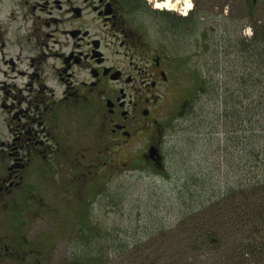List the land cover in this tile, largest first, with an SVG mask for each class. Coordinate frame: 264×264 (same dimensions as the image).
<instances>
[{
  "label": "flooded vegetation",
  "instance_id": "af4514ba",
  "mask_svg": "<svg viewBox=\"0 0 264 264\" xmlns=\"http://www.w3.org/2000/svg\"><path fill=\"white\" fill-rule=\"evenodd\" d=\"M166 1L0 0V264L90 262L92 218L123 207L108 190L125 152L146 141L163 168L147 158L163 162L159 119L189 115L204 86ZM243 1L239 34L260 3Z\"/></svg>",
  "mask_w": 264,
  "mask_h": 264
},
{
  "label": "rangeland",
  "instance_id": "374dc122",
  "mask_svg": "<svg viewBox=\"0 0 264 264\" xmlns=\"http://www.w3.org/2000/svg\"><path fill=\"white\" fill-rule=\"evenodd\" d=\"M150 1L143 0L144 5H150ZM179 1L181 3L175 5ZM190 2L191 10L187 14L184 13L187 0H173L171 7L176 6L175 10H164L163 13H170L173 17L181 19H188L193 14L194 23L188 26L186 36L182 38L188 55L186 65L188 70L196 68L194 70H198L209 85H204L203 90L198 91L189 115L179 117L175 108L174 114L171 112L168 117L163 116L159 119L162 130L161 170L149 167L143 160L146 141L132 147L129 153L125 152V168L120 176L111 179L112 185L108 190L109 194L112 190L113 193H120L123 207L122 209L114 207V212L109 208L107 216L92 218V222L100 225L104 233L102 238L95 242L96 247L92 246L91 260L85 262L86 264H135L137 261H144L146 264H167L160 256L162 252L156 254L151 251L165 249V243L168 242L166 240L173 236H176V245L189 253L187 264H203L204 260L213 254L210 248L206 249L189 240L193 216L196 214L188 211L185 206L183 187L188 185L192 192H196L200 196L197 199L200 203H206L207 198L219 195V190L227 193V178L217 177L213 170L215 163L221 162L220 157L223 154L220 152L214 155L215 136H212L214 140H208L213 132L212 127L201 129L199 127L202 121L212 124L214 131L217 129L220 132L219 139L223 137L221 135L223 125L216 128L215 112L219 107L215 104L216 93L210 85L212 77L214 82L217 79L222 80L223 77L217 78L212 70L216 66L215 62L219 63V60L223 72L230 69V65L225 61L227 56L224 51L229 48V41L234 42L237 38L249 39L254 27L264 23V0H260L257 5L254 17H246L248 25L240 34L236 28L244 21L243 0H190ZM190 76L192 75L189 73L188 77ZM228 84L233 91L232 82ZM223 87L218 95L224 100L229 95L225 93ZM177 97L182 98L181 95ZM257 102H260V99ZM219 106L223 109L224 104ZM239 156L244 154L239 153ZM130 158L136 159L134 166L131 165ZM239 165L236 158L234 163L236 174L232 183L241 176V173L237 176ZM185 172L189 176L199 177L204 183L202 189H206L205 194L200 190L197 192L194 184L187 182ZM100 252L104 259L97 257ZM65 257L60 255L57 264L65 262ZM75 261L76 264H82L81 262L84 264L83 258L81 261L78 259Z\"/></svg>",
  "mask_w": 264,
  "mask_h": 264
},
{
  "label": "trees",
  "instance_id": "16d2710c",
  "mask_svg": "<svg viewBox=\"0 0 264 264\" xmlns=\"http://www.w3.org/2000/svg\"><path fill=\"white\" fill-rule=\"evenodd\" d=\"M256 10L257 5H250V18L255 16ZM184 20L191 26L193 14ZM229 44L224 51L227 57H224L230 69L223 72L219 60V67L216 65L212 71L216 70L219 78H223L214 82L212 77L210 84L216 93L215 104L219 107L215 112L216 128L223 125V137L219 139L220 132L214 131L212 124L202 121L199 127H212L208 140L215 136L214 155L221 152L225 157V160L220 157L221 162L217 161L213 170L217 177L227 178L228 189L226 194L219 190V195L200 203L197 200L200 196L184 185L185 206L196 214L189 240L212 250L213 254L203 264H264V23L254 27L249 39L237 38ZM203 82L209 85L204 77ZM229 82H232L233 91ZM222 87L229 95L224 100L218 95ZM236 158L240 164L237 176L240 173L241 176L232 183ZM185 179L194 184L197 192L206 193L199 177L185 172ZM169 238L165 249L151 252H162L160 256L167 264H187L189 253L176 245V236ZM135 264L146 262L137 261Z\"/></svg>",
  "mask_w": 264,
  "mask_h": 264
},
{
  "label": "bare ground",
  "instance_id": "6f19581e",
  "mask_svg": "<svg viewBox=\"0 0 264 264\" xmlns=\"http://www.w3.org/2000/svg\"><path fill=\"white\" fill-rule=\"evenodd\" d=\"M157 5H160L157 7L158 10H166V9H169L168 11H174V7L176 8V6L174 7H171L173 4L168 0L166 1L165 3H161V4H157ZM175 5H179L178 3H176ZM185 6V9H184V13H189L190 10H191V2L190 0H187V3L184 5Z\"/></svg>",
  "mask_w": 264,
  "mask_h": 264
},
{
  "label": "water",
  "instance_id": "95a60500",
  "mask_svg": "<svg viewBox=\"0 0 264 264\" xmlns=\"http://www.w3.org/2000/svg\"><path fill=\"white\" fill-rule=\"evenodd\" d=\"M148 160L155 162L159 165H161V159L160 156L157 152V148L156 147H151L148 151Z\"/></svg>",
  "mask_w": 264,
  "mask_h": 264
}]
</instances>
